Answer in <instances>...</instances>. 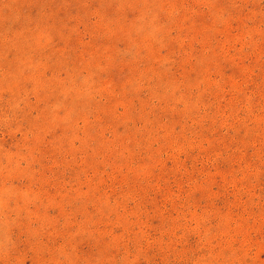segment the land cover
<instances>
[{
  "label": "rangeland",
  "instance_id": "374dc122",
  "mask_svg": "<svg viewBox=\"0 0 264 264\" xmlns=\"http://www.w3.org/2000/svg\"><path fill=\"white\" fill-rule=\"evenodd\" d=\"M0 264H264V0H0Z\"/></svg>",
  "mask_w": 264,
  "mask_h": 264
}]
</instances>
